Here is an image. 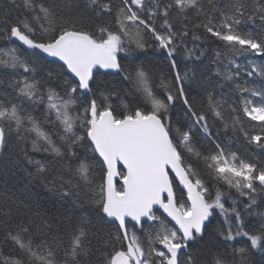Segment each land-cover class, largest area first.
I'll return each instance as SVG.
<instances>
[{"label": "snow or ice", "instance_id": "obj_1", "mask_svg": "<svg viewBox=\"0 0 264 264\" xmlns=\"http://www.w3.org/2000/svg\"><path fill=\"white\" fill-rule=\"evenodd\" d=\"M0 264H264V0H2Z\"/></svg>", "mask_w": 264, "mask_h": 264}, {"label": "trees", "instance_id": "obj_2", "mask_svg": "<svg viewBox=\"0 0 264 264\" xmlns=\"http://www.w3.org/2000/svg\"><path fill=\"white\" fill-rule=\"evenodd\" d=\"M0 2H2V0H0ZM18 2H19V0H18ZM15 15H16V13H12L13 17H15ZM212 47H215V45H212ZM238 62L241 63L242 66L245 65V64H252V63L259 64V63H261V61L259 59H256V60L253 61V60H248L245 57H240ZM226 63L227 62H225V65H226ZM204 67H205V69H211L210 72H207L208 75H213L217 70H220V71H224L225 70L224 68L217 69V65H216L214 59L211 58V57H209V58H207L205 60ZM109 78H111V77H109ZM220 83L224 84L223 80H221ZM252 86L260 87V81L256 80L255 83ZM218 90H220V89H218ZM222 91L225 93V97H227V95L230 92L229 86L227 84H224V87H223ZM193 95H195V91L193 92ZM178 113H179V108H177V114ZM177 118H179V116H177ZM37 158H40V156H37ZM252 219L255 222V217L254 216L252 217Z\"/></svg>", "mask_w": 264, "mask_h": 264}, {"label": "water", "instance_id": "obj_3", "mask_svg": "<svg viewBox=\"0 0 264 264\" xmlns=\"http://www.w3.org/2000/svg\"><path fill=\"white\" fill-rule=\"evenodd\" d=\"M101 71H103V70H101ZM117 186H119V184Z\"/></svg>", "mask_w": 264, "mask_h": 264}]
</instances>
